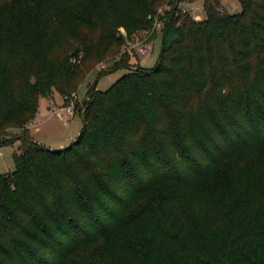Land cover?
<instances>
[{"label": "trees", "instance_id": "1", "mask_svg": "<svg viewBox=\"0 0 264 264\" xmlns=\"http://www.w3.org/2000/svg\"><path fill=\"white\" fill-rule=\"evenodd\" d=\"M193 1L0 0V264H264V0ZM166 7L156 66L128 67L120 30ZM115 56L75 141L36 142L40 99Z\"/></svg>", "mask_w": 264, "mask_h": 264}, {"label": "rangeland", "instance_id": "2", "mask_svg": "<svg viewBox=\"0 0 264 264\" xmlns=\"http://www.w3.org/2000/svg\"><path fill=\"white\" fill-rule=\"evenodd\" d=\"M205 1L206 0H194L193 2H186L183 4V8L190 12L194 13L195 18L198 21H203L206 19L207 14L205 11ZM221 7L228 13L234 14L237 11H241L242 9V1L241 0H219ZM144 33H141L139 36H143ZM152 50H150L145 56L139 57L135 54L131 53L130 55V62L128 63V67H137V65H141L144 68H153L156 66L161 50H162V35L158 33V35L151 41ZM125 47H123L124 51ZM130 53H125V55ZM126 57V56H125ZM122 56H115L112 57L114 62H110L109 59L107 61L101 62L99 64L93 63L88 66V68L84 67V71H88L85 76H81L80 80L78 81L77 87V97L80 102H84L87 99V96L90 90L96 86L99 91H106L108 90L113 84H115L121 77L129 72L128 68L126 67H119L115 70H112L113 67L117 63H120L122 60ZM128 58V57H127ZM90 64V63H89ZM101 64H105V68L101 67ZM90 69V70H89ZM56 102L61 104L63 102L62 96L57 93L55 97ZM76 123L77 126L81 130L83 128V120L80 114V111L77 112L76 116L74 117V121H70L69 125L72 123ZM56 125L60 131H65L68 128L63 125L60 120L57 118H53L48 124L41 126L37 130H31L29 133L32 132L36 133L37 138L41 141L39 143L44 144L50 148H57L60 146L58 138L55 136L54 126ZM78 129V130H79ZM40 130V131H39ZM39 131V132H38ZM75 134H80L78 133ZM40 133V134H39ZM38 134V135H37ZM19 142H15L12 145L4 146L0 148V174H10L15 171V161H14V153L18 150Z\"/></svg>", "mask_w": 264, "mask_h": 264}, {"label": "built area", "instance_id": "3", "mask_svg": "<svg viewBox=\"0 0 264 264\" xmlns=\"http://www.w3.org/2000/svg\"><path fill=\"white\" fill-rule=\"evenodd\" d=\"M169 8L160 9L157 16L155 17V22L153 30L151 32H144L143 36L135 35L132 38H129L127 32L124 29H121V35L126 39L124 45L125 49L123 53H135L140 57L145 56L150 50H152L150 37L152 32L159 33L162 30V23L158 20V16L164 15L165 11ZM102 68H105V64H101ZM82 102L79 101L77 94L73 93L71 96H66L63 98V103L57 105L53 103L52 112L57 115L64 125H68L71 120L74 119L77 112L82 109ZM30 126H34L33 123Z\"/></svg>", "mask_w": 264, "mask_h": 264}, {"label": "crops", "instance_id": "4", "mask_svg": "<svg viewBox=\"0 0 264 264\" xmlns=\"http://www.w3.org/2000/svg\"><path fill=\"white\" fill-rule=\"evenodd\" d=\"M56 96H57V93L54 94L53 98H41L40 99L39 112H38L35 120L33 121L34 126H30V125L28 126L29 131L39 129L41 126L48 124L53 118H57L58 120H60V118L57 115L53 114V112H52L53 103H56L57 105H61L63 103L62 102L61 104H59L58 102H56V100H55ZM62 99H63V97H62ZM72 121H74V119ZM60 122H62V121L60 120ZM50 126H54L53 128L55 130L54 131L55 136L58 138V141L60 144V146L55 148V149H63L65 147H67L68 145H70L79 136V134H75V133H77V131H79L78 133H80V129H81V128L79 129V127L77 126V124L75 122L70 124V125L68 124L67 125L68 128L65 129V131H60L59 130L60 128L58 129V127H56V125H50ZM30 135L36 142L39 143V141H41L39 138H37L36 133L32 132Z\"/></svg>", "mask_w": 264, "mask_h": 264}]
</instances>
